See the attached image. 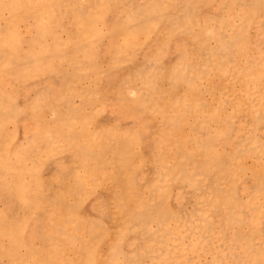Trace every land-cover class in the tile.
<instances>
[{
	"label": "rangeland",
	"instance_id": "obj_1",
	"mask_svg": "<svg viewBox=\"0 0 264 264\" xmlns=\"http://www.w3.org/2000/svg\"><path fill=\"white\" fill-rule=\"evenodd\" d=\"M128 263L264 264V0H0V264Z\"/></svg>",
	"mask_w": 264,
	"mask_h": 264
},
{
	"label": "bare ground",
	"instance_id": "obj_2",
	"mask_svg": "<svg viewBox=\"0 0 264 264\" xmlns=\"http://www.w3.org/2000/svg\"><path fill=\"white\" fill-rule=\"evenodd\" d=\"M13 7H14V6H13ZM15 7H16V6H15ZM93 230H94V229H93ZM93 230H92V231H93ZM112 257H113V256H112ZM128 264H129V263H128Z\"/></svg>",
	"mask_w": 264,
	"mask_h": 264
}]
</instances>
